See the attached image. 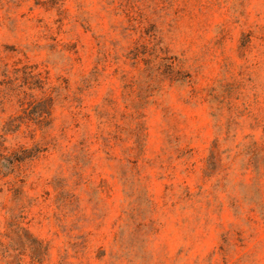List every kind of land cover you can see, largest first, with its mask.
I'll return each instance as SVG.
<instances>
[{"label":"rangeland","instance_id":"374dc122","mask_svg":"<svg viewBox=\"0 0 264 264\" xmlns=\"http://www.w3.org/2000/svg\"><path fill=\"white\" fill-rule=\"evenodd\" d=\"M0 264H264V0H0Z\"/></svg>","mask_w":264,"mask_h":264}]
</instances>
